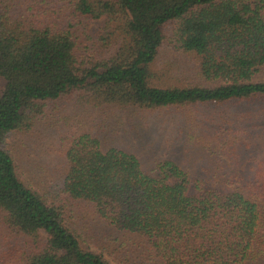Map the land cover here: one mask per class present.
<instances>
[{
  "label": "trees",
  "instance_id": "trees-1",
  "mask_svg": "<svg viewBox=\"0 0 264 264\" xmlns=\"http://www.w3.org/2000/svg\"><path fill=\"white\" fill-rule=\"evenodd\" d=\"M169 49L215 84L158 83ZM60 103L74 112L54 117ZM231 104L264 121V0H0V264H264V144L242 162L252 146L221 126L193 150L234 169L191 178L171 160L149 172L81 127L102 110L119 133L126 119ZM45 119L66 164L34 178L8 140L37 146Z\"/></svg>",
  "mask_w": 264,
  "mask_h": 264
},
{
  "label": "rangeland",
  "instance_id": "rangeland-1",
  "mask_svg": "<svg viewBox=\"0 0 264 264\" xmlns=\"http://www.w3.org/2000/svg\"><path fill=\"white\" fill-rule=\"evenodd\" d=\"M103 23L100 20L91 24L90 31L95 38H97L96 35ZM162 55L158 66L155 68L158 73L160 72V74L156 72L158 83L178 87L212 86L215 84V82L202 81V78L193 76V71L190 69L194 66L192 58L184 57L182 53L170 49ZM161 75H164V79L160 77ZM58 107H62V103L58 106L53 104L48 108L52 114L56 113L54 117L58 114L65 116L74 112L70 105L64 104V108ZM255 111L254 107L239 104L171 109L156 112L153 114L154 116L152 113L148 114L145 118L137 121L126 119L124 124L115 125L119 130V133H115L113 129L106 130L100 126L103 123V114L106 112L102 110L101 113L91 116L90 113L85 116L81 115L85 118L86 123L81 127L87 131L96 132L105 148L114 145L137 155L142 161L143 167L149 172L160 162L171 160L188 173L191 178H202L213 165L227 167L230 171L234 169L233 163L225 155L212 156L208 154L211 153L210 151L207 152L209 157H206L198 150H193V148H198L196 145L202 146L205 150L206 148L209 149V142L215 135L213 133L220 129L219 127L228 126V129L233 131L234 137L240 141L239 145L245 143L252 146L253 149L242 156V162H249L252 157L251 152L256 151L260 145L264 144V121H258L259 119L253 116ZM49 125L48 120L45 119L37 126L36 137L40 139L36 142L37 146L28 139L26 140L27 146L21 145L22 142H25L21 141V138H25L22 135L12 136L8 140L16 163L20 168L24 166L25 171L34 178L36 174H32L31 169L47 171L55 175L65 169L66 162L61 151L65 150L67 145L63 146L57 141H49L51 135V132L47 131ZM111 130L114 132V137L110 132H106ZM227 132L220 130L221 135L219 136L225 137ZM242 132H246L247 135H240ZM202 136H205L206 140ZM197 137L204 141L199 142ZM42 144L45 147L42 148ZM106 258L112 262L109 257Z\"/></svg>",
  "mask_w": 264,
  "mask_h": 264
}]
</instances>
